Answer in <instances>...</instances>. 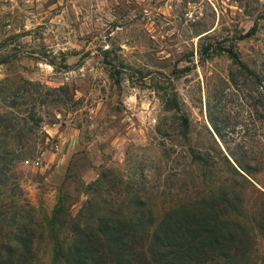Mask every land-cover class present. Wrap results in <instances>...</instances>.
I'll return each instance as SVG.
<instances>
[{
  "label": "rangeland",
  "instance_id": "obj_1",
  "mask_svg": "<svg viewBox=\"0 0 264 264\" xmlns=\"http://www.w3.org/2000/svg\"><path fill=\"white\" fill-rule=\"evenodd\" d=\"M0 61V251L16 219L51 264L60 198L66 223L89 199L161 215L228 175L222 152L264 191V0H0Z\"/></svg>",
  "mask_w": 264,
  "mask_h": 264
},
{
  "label": "trees",
  "instance_id": "obj_2",
  "mask_svg": "<svg viewBox=\"0 0 264 264\" xmlns=\"http://www.w3.org/2000/svg\"><path fill=\"white\" fill-rule=\"evenodd\" d=\"M227 52L245 67L234 49ZM173 109L179 111L180 107L176 104ZM182 126L189 128L187 117ZM221 155L228 175L205 173L206 194L161 215L145 198L132 199L129 213L97 209L89 199L78 218L66 223L61 218L64 208L60 198L50 223L55 241L51 264H251L254 238L258 233L264 236V206L251 211L248 199L258 197L264 205V191L250 179L249 166L230 152ZM192 162L214 167L206 155L192 153ZM104 183L106 177L90 186V191L97 192ZM13 222L16 229L1 248L0 264H31L34 231L29 224ZM66 229L69 239L64 242L59 232Z\"/></svg>",
  "mask_w": 264,
  "mask_h": 264
}]
</instances>
